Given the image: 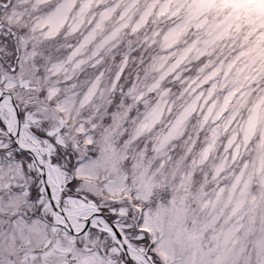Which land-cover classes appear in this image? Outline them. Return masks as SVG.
<instances>
[{
    "label": "snow or ice",
    "instance_id": "6c2138e0",
    "mask_svg": "<svg viewBox=\"0 0 264 264\" xmlns=\"http://www.w3.org/2000/svg\"><path fill=\"white\" fill-rule=\"evenodd\" d=\"M0 264H264V0H0Z\"/></svg>",
    "mask_w": 264,
    "mask_h": 264
}]
</instances>
